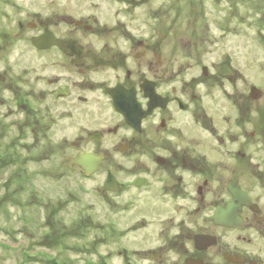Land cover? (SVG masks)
Instances as JSON below:
<instances>
[{
    "label": "flooded vegetation",
    "instance_id": "obj_1",
    "mask_svg": "<svg viewBox=\"0 0 264 264\" xmlns=\"http://www.w3.org/2000/svg\"><path fill=\"white\" fill-rule=\"evenodd\" d=\"M91 23L84 28L94 36L107 30L105 24L98 29ZM27 26L38 30L33 23ZM81 27L77 20L75 34L71 28L42 24L30 38L32 43L47 29L52 39L67 43L66 49L56 43L40 49L32 43L42 54L40 71L51 65L63 71L49 76L32 67L10 78L0 71V81L8 86L15 97L13 106L23 116L19 135L31 133L48 150L50 144L44 139L66 120L67 129L75 128L77 133V140L70 143L77 148L74 157L87 154L96 159L88 172L73 165L77 184H82L81 179L94 180L98 196L112 213L127 217L138 207L140 216L132 220L130 229L145 227L146 214H165L153 226L162 235L171 228L163 220L173 219L175 230L163 239L168 241L163 246L170 244L179 251L177 264H264V161L250 162L235 133H226L234 148L209 146L222 139L221 133H210L209 129L216 130L215 122L231 123L230 129L239 125L237 89L227 79L233 74L230 57L228 76L217 69L226 58L212 67L194 66L199 68L196 75L180 76V69L172 68L181 66L175 64L178 52L163 47L159 38H85L78 33ZM116 88L125 114L115 108L110 91ZM214 103L223 105L224 122L212 110ZM100 104L112 110L113 123L99 124ZM193 126L205 132L198 129L201 133L194 135ZM259 140L262 147L256 150L264 156V141ZM110 181L112 187L104 188ZM125 264L134 263L126 257Z\"/></svg>",
    "mask_w": 264,
    "mask_h": 264
},
{
    "label": "rangeland",
    "instance_id": "obj_2",
    "mask_svg": "<svg viewBox=\"0 0 264 264\" xmlns=\"http://www.w3.org/2000/svg\"><path fill=\"white\" fill-rule=\"evenodd\" d=\"M77 20L82 21L78 33L85 38H159L163 47L178 52L175 64L181 66L172 68H179L180 76L196 75L199 68L194 66L212 67L229 56L233 74L227 79L239 97V128L215 122L216 130L210 133H221L222 139L209 146L234 148L226 133H235L250 162L264 161L256 150L262 147L259 139L264 141V0H0L1 74L16 76L32 67L39 72L42 54L36 53L30 38L42 24L77 34ZM91 21L98 29L105 24L107 30L94 36L84 28ZM46 69L40 72L50 76L63 71L53 65ZM223 83L227 87V81ZM5 84L0 81V264H125L126 257L134 264L180 263L179 251L163 246L168 242L163 239L175 230L173 219L163 220L171 228L162 235L153 226L165 214H146L145 227L130 229L140 216L138 207L127 217L112 213L94 180L77 184V170L69 163L77 152L70 144L77 140L75 128L67 129L66 120L60 121L49 138H43L48 150L31 133L19 135L23 116ZM253 86L260 97L251 96ZM214 105L220 120L224 107ZM98 108L99 124L113 123L112 110L104 104ZM198 129L205 132L193 126L194 135Z\"/></svg>",
    "mask_w": 264,
    "mask_h": 264
},
{
    "label": "water",
    "instance_id": "obj_3",
    "mask_svg": "<svg viewBox=\"0 0 264 264\" xmlns=\"http://www.w3.org/2000/svg\"><path fill=\"white\" fill-rule=\"evenodd\" d=\"M49 38V39H48ZM54 38L53 35L47 30L45 29L44 33L37 37V38H33L32 40V43L37 46L38 48L42 49V48H46L50 43H56L57 45H59L60 47L62 48H65L66 49V45L67 43L65 44L64 42L60 41V40H56V39H52ZM217 69H218V73L221 75V76H228L230 73H231V66H230V63H229V57H226L225 59V62L218 65L217 66ZM117 92L118 89H112L110 91L111 95L113 96L114 98V105H115V108L119 111V112H122L124 113L125 112V107L123 106L122 103L119 102V100L117 99ZM261 95V92L259 89H257L256 87H251V96L253 98H258L260 97ZM154 104V99L151 100L149 102V109L152 108ZM125 114V113H124ZM127 120L130 122L132 121V119L130 118H127ZM96 159H94V157H92L91 155H87V154H81L79 157H72L70 159V165H77V166H80L82 169L85 170V172H88L90 171L91 169H93L90 164L94 163ZM108 183V182H107ZM105 184L104 188H107V187H112L111 185V181L108 183V184ZM110 185V186H109ZM243 193L239 190V196L242 195Z\"/></svg>",
    "mask_w": 264,
    "mask_h": 264
}]
</instances>
